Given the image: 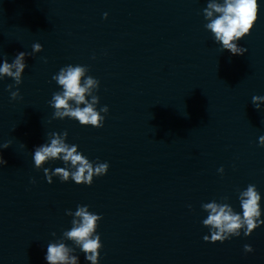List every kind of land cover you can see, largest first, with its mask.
Segmentation results:
<instances>
[{"label":"water","instance_id":"95a60500","mask_svg":"<svg viewBox=\"0 0 264 264\" xmlns=\"http://www.w3.org/2000/svg\"><path fill=\"white\" fill-rule=\"evenodd\" d=\"M207 3L0 0V64L30 54L22 99L10 97L14 80L0 79V155L7 161L0 165V264H48L53 242L74 249L77 264H92L63 237L73 219L66 210L77 205L103 217L98 264H264V225L207 242L201 207L215 200L242 215L238 190L253 184L264 220V102L260 110L252 103L264 97V0L238 41L243 55L214 42ZM35 43L41 52L33 53ZM68 64L88 66L99 80L97 110L109 109L103 127L53 119L49 101L62 89L52 77ZM65 130L66 143L109 164L91 186L55 176L49 184L35 168V148ZM246 244L254 251L246 253Z\"/></svg>","mask_w":264,"mask_h":264},{"label":"clouds","instance_id":"9594fccd","mask_svg":"<svg viewBox=\"0 0 264 264\" xmlns=\"http://www.w3.org/2000/svg\"><path fill=\"white\" fill-rule=\"evenodd\" d=\"M258 0H208L207 7L203 9L206 21L205 28L214 36V42L222 46V50L229 51L232 55H243L247 49L240 46V41L249 35L258 19ZM107 18V14H105ZM33 53L43 50V46L35 43ZM30 54L19 52L11 63L4 60L0 64V79L9 77L15 84L8 85V91L12 100L22 99L19 85L22 84V76L27 67L26 57ZM95 59V56L92 57ZM46 62V60H45ZM89 67L85 65L68 64L62 67L59 72L53 75L62 89L53 93L49 101L54 109L53 119H74L81 126H93L101 128L104 125L105 115L109 109L107 105L97 110L99 97L93 93L98 91L100 82L98 79L88 75ZM16 87L15 91L12 88ZM86 97H90L87 99ZM264 97L253 96L252 103L257 110H260ZM81 105H83L81 107ZM104 113L105 115H101ZM68 132H52L48 134V142L38 146L34 150L33 160L36 169H43L46 180L53 183V177H58L62 183L74 181L77 185L91 186L94 178L107 174L109 164L107 162L90 161L83 153L78 151V145L66 143ZM260 146L264 147V136L259 138ZM9 143H5L3 148H8ZM61 160L64 167H56L54 170L45 168L44 165L50 161ZM5 161L0 155V165H5ZM218 171L223 174L221 167ZM35 183V180L31 181ZM239 201L242 208V215L228 203H218L215 200L201 205L202 210L207 212V218L202 220L204 227H207L210 236H204V240L211 243H223L232 237H239L241 231L245 236L261 225L264 220L260 219L262 212L260 207L261 195L253 184H249L246 190L239 191ZM223 199H227L226 197ZM88 205H77V210L73 213L66 210V214L72 216V227L63 232V237L75 242L80 250L85 254L87 261L98 264L100 250L103 245L100 235L97 233L99 222L103 219L89 210ZM191 208V205H189ZM55 236V233L52 234ZM74 249L63 242H53L47 245L45 256L48 264H77L78 256L69 255ZM246 253L253 252L251 245H244Z\"/></svg>","mask_w":264,"mask_h":264}]
</instances>
